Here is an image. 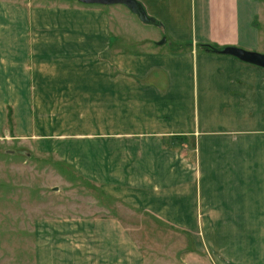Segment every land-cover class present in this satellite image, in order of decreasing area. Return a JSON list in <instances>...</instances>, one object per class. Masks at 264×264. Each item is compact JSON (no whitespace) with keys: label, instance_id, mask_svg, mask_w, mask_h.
Listing matches in <instances>:
<instances>
[{"label":"crops","instance_id":"0c3cea01","mask_svg":"<svg viewBox=\"0 0 264 264\" xmlns=\"http://www.w3.org/2000/svg\"><path fill=\"white\" fill-rule=\"evenodd\" d=\"M137 1L158 25L88 4L70 38L34 40V136L96 192L58 205L36 264H146L137 223L264 264V68L199 47L264 54V0Z\"/></svg>","mask_w":264,"mask_h":264},{"label":"rangeland","instance_id":"374dc122","mask_svg":"<svg viewBox=\"0 0 264 264\" xmlns=\"http://www.w3.org/2000/svg\"><path fill=\"white\" fill-rule=\"evenodd\" d=\"M85 5L79 0H0V264H36L39 228L65 214L58 205L71 201L85 209L83 202L96 195L57 157L55 145L34 136L33 95L24 74L31 72L35 45L39 50L46 46L34 40L70 38L65 30L79 26L76 10ZM142 225L137 237L146 264H212L187 235L182 245L172 227L136 224Z\"/></svg>","mask_w":264,"mask_h":264},{"label":"water","instance_id":"95a60500","mask_svg":"<svg viewBox=\"0 0 264 264\" xmlns=\"http://www.w3.org/2000/svg\"><path fill=\"white\" fill-rule=\"evenodd\" d=\"M79 2L83 4L102 6L122 5L125 6L132 14L137 16L140 22L144 24L153 23V19L147 15L144 7L137 0H79ZM163 42L164 41L162 40L161 43ZM216 53L220 55L232 56L243 62L264 68V54L250 52L231 46L218 49L216 50Z\"/></svg>","mask_w":264,"mask_h":264},{"label":"trees","instance_id":"16d2710c","mask_svg":"<svg viewBox=\"0 0 264 264\" xmlns=\"http://www.w3.org/2000/svg\"><path fill=\"white\" fill-rule=\"evenodd\" d=\"M152 24L158 25V22L153 19V23ZM199 47L205 52L217 54L216 50H218V48H216L213 45L204 44V45H199Z\"/></svg>","mask_w":264,"mask_h":264}]
</instances>
